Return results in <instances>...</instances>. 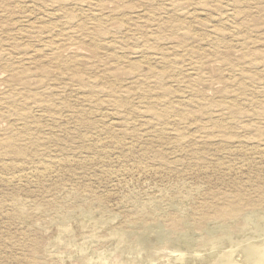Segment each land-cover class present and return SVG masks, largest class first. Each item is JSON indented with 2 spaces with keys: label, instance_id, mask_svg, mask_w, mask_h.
Returning a JSON list of instances; mask_svg holds the SVG:
<instances>
[{
  "label": "rangeland",
  "instance_id": "374dc122",
  "mask_svg": "<svg viewBox=\"0 0 264 264\" xmlns=\"http://www.w3.org/2000/svg\"><path fill=\"white\" fill-rule=\"evenodd\" d=\"M261 102L264 0H0V264H176L251 239Z\"/></svg>",
  "mask_w": 264,
  "mask_h": 264
},
{
  "label": "bare ground",
  "instance_id": "6f19581e",
  "mask_svg": "<svg viewBox=\"0 0 264 264\" xmlns=\"http://www.w3.org/2000/svg\"><path fill=\"white\" fill-rule=\"evenodd\" d=\"M3 3V2H2ZM1 3V4H2ZM177 11V10H176ZM201 11V10H200ZM7 14V13H6ZM8 15V14H7ZM19 19V18H18ZM102 20V19H101ZM27 22V21H26ZM43 22V21H42ZM13 30V29H12ZM68 30V29H67ZM72 31V30H71ZM4 32V31H3ZM180 32V31H179ZM78 33V32H77ZM16 35V34H15ZM68 35V34H67ZM72 35V34H71ZM178 35H180V34H178ZM77 38V37H76ZM69 40V39H68ZM107 46V45H106ZM26 47V46H25ZM15 50V49H14ZM48 50V49H47ZM1 52H3V51H1ZM32 53V52H31ZM17 59H19V58H17ZM29 60V59H28ZM21 61V60H20ZM122 64V63H121ZM6 65V64H5ZM161 67V66H160ZM189 71V70H188ZM181 72V71H180ZM231 72V71H230ZM236 73V72H235ZM161 74V73H160ZM149 76V75H148ZM160 79V78H159ZM205 79V78H204ZM135 84V83H134ZM43 88V87H42ZM135 89V88H134ZM140 91V90H139ZM138 94V93H137ZM163 95V94H162ZM117 102H119L118 100H117ZM163 102V101H162ZM240 102V101H239ZM221 103V102H220ZM16 104V103H15ZM154 104H155V102H154ZM153 104V105H154ZM189 104H190V102H189ZM232 104V103H231ZM230 104V105H231ZM261 104L262 105H264L262 102H261ZM147 105V104H146ZM148 105H151V104H148ZM158 104H156V106H157ZM163 105H165V104H163ZM152 106V105H151ZM150 106V107H151ZM159 106V105H158ZM161 106V105H160ZM83 107V106H82ZM118 108H120V107H118ZM146 108V107H145ZM174 108V107H173ZM148 111H150V109H149V107L148 108H146ZM156 110V107L155 108H153V109H151L152 110V112H153V110ZM264 109V108H263ZM159 110V109H158ZM157 110V111H158ZM164 110V109H163ZM163 110H161L162 111V113H161V116H162V114L164 115L163 117H165L166 116V114L163 112ZM165 111V110H164ZM166 111H167V109H166ZM165 111V112H166ZM222 111V110H221ZM225 111V110H224ZM107 112V111H106ZM156 112V111H155ZM155 112H153L154 114H155ZM159 112H160V110H159ZM104 113V112H103ZM157 113V112H156ZM167 113V112H166ZM184 113V112H183ZM49 115V114H48ZM153 115V114H152ZM157 115H158V113H157ZM154 116V115H153ZM159 116H160V114H159ZM69 117V116H68ZM127 117V116H126ZM157 117V116H156ZM163 117H162V119H163ZM160 118V117H159ZM158 118V119H159ZM195 119V118H194ZM193 119V120H194ZM206 119V118H205ZM219 121V120H218ZM45 122V121H44ZM100 124V123H99ZM180 125V124H179ZM178 126V125H177ZM222 129V128H221ZM203 130V129H202ZM21 132V131H20ZM41 133V132H40ZM142 133V132H141ZM9 138V137H8ZM5 141L7 140L8 141V139H4ZM10 140V139H9ZM5 141H3V142H5ZM2 142V143H3ZM10 142H11V140H10ZM9 142V143H10ZM11 144H12V142H11ZM10 144V145H11ZM176 144V143H175ZM5 145H8V143H6ZM160 145V144H159ZM9 148V147H8ZM12 148V147H11ZM263 148V147H262ZM15 149V148H14ZM160 151V150H159ZM206 154V153H205ZM69 161V160H68ZM45 165V164H44ZM141 170V169H140ZM34 171V170H33ZM39 171H41V170H39ZM59 171V170H58ZM35 172V171H34ZM12 175V174H11ZM32 175V174H31ZM20 176H22V175H20ZM138 176V175H137ZM27 179V178H26ZM113 180V179H112ZM117 182V181H116ZM159 182V181H158ZM139 184V183H138ZM175 184V183H174ZM188 184V183H187ZM179 185V184H178ZM199 185V184H198ZM173 186V185H172ZM181 186V185H180ZM250 186V185H249ZM66 188V187H65ZM195 188V187H194ZM169 189V188H168ZM160 190V189H159ZM165 190V189H164ZM177 190V189H176ZM182 190H183V188H182ZM201 190H202V188H201ZM71 191V190H70ZM69 191V192H70ZM165 192V191H164ZM176 192V191H175ZM166 193V192H165ZM158 194V193H157ZM87 195V194H86ZM131 195V194H130ZM76 196V195H75ZM127 196V195H126ZM155 196V195H154ZM198 196V195H197ZM20 197V196H19ZM89 198V197H88ZM87 198V199H88ZM91 198V197H90ZM159 198V197H158ZM217 198V197H216ZM92 199V198H91ZM122 199V198H121ZM155 199V198H154ZM183 199V198H182ZM89 200V199H88ZM123 200V199H122ZM162 200V199H161ZM172 200V199H171ZM149 201V200H148ZM173 201V200H172ZM16 202V201H15ZM147 202V201H146ZM171 202V201H170ZM30 203V202H29ZM66 203H68V202H66ZM10 204V203H9ZM100 204H101V202H100ZM146 204V203H145ZM193 204V203H192ZM10 205H12V204H10ZM27 205V204H26ZM169 205V204H168ZM201 205V204H200ZM38 206H40V205H38ZM165 206V205H164ZM170 206V205H169ZM168 206V207H169ZM144 207V206H143ZM22 208V207H21ZM35 208V207H34ZM87 208V207H86ZM159 208V207H158ZM170 208V207H169ZM178 208V207H177ZM155 209V208H154ZM227 209L228 210H230V211H234V210H236V208H235V205L234 204H230V205H228V207H227ZM167 210H168V208H167ZM179 210V209H178ZM67 211V210H66ZM69 211V210H68ZM184 211V210H183ZM221 211V210H220ZM34 212V211H33ZM248 212H250V211H248ZM39 213V212H38ZM52 213V212H51ZM133 213V212H132ZM165 213V212H164ZM36 214V213H35ZM139 214V213H138ZM177 214V213H176ZM181 214V213H180ZM221 215V214H220ZM259 215V214H258ZM134 216V215H133ZM250 216V215H249ZM249 216L245 219V221H246V223H248V219H250L249 218ZM261 216V215H260ZM152 217V216H151ZM220 217V216H219ZM24 219V218H23ZM133 219V218H132ZM184 219V218H183ZM259 219V218H258ZM143 220V219H142ZM228 220V219H227ZM248 220V221H247ZM215 221V220H214ZM93 222V221H92ZM141 222V221H140ZM250 222V221H249ZM54 223V222H53ZM152 223H154V222H152ZM206 223V222H205ZM216 223V222H215ZM244 223V222H243ZM246 223H244V224H246ZM60 224V223H59ZM126 224V223H125ZM253 224V223H252ZM61 225V224H60ZM247 225V224H246ZM216 226H218V225H216ZM244 226V225H243ZM248 226V225H247ZM246 226V227H247ZM256 230H255V233L256 234H254V236H252V238L250 239V237H249V239H245L246 241H243V242H235V243H233V242H231L230 243V247L228 248V249H225V250H218V249H215L216 247L214 246V245H212V250L210 251V253L211 254H208V255H206V257H205V255L204 254H206V253H201V254H203L204 255V258H202V257H200V256H202V255H200L199 256V253H194V258L192 257L193 256V254H191L192 256H190V257H192L191 259H189V260H186V261H183V260H185L184 259V255H186L185 254V252H183V251H181L180 249H172V251L173 252H177L178 253V256L176 257V259L177 260H179V261H182V263L180 262V263H176V264H264V215H262L261 217H260V219L258 220V222H256ZM63 227V226H62ZM220 226H218V228H219ZM225 227V226H224ZM240 227V226H239ZM241 227H242V225H241ZM250 227V226H249ZM248 227V228H249ZM58 228V227H57ZM60 228V227H59ZM227 228V227H226ZM236 227H234V229H235ZM253 228V227H252ZM63 229V228H62ZM61 229V230H62ZM124 229V228H123ZM242 229V228H241ZM244 229H246L245 227H244ZM251 228H249V230H250ZM131 230V229H130ZM231 231H233L232 229H230ZM236 230H237V228H236ZM243 230V229H242ZM248 230V229H247ZM252 230V229H251ZM63 231V230H62ZM228 231V230H227ZM238 231H239V229H238ZM116 232V231H115ZM126 232H127V230H126ZM125 232V233H126ZM240 232V231H239ZM243 232V231H242ZM242 232L240 233V234H242ZM248 232V231H247ZM121 233H124L123 231L121 232ZM221 233V232H220ZM234 233H236V232H234ZM246 233V232H245ZM249 233V232H248ZM119 234V233H118ZM217 234H219V233H217ZM250 234V233H249ZM115 235H117V233H115ZM122 235V234H121ZM105 236V235H104ZM107 236V235H106ZM119 236V235H118ZM214 236H216V234H214ZM222 236H223V234H222ZM222 236H220V237H222ZM239 236V235H238ZM246 236H248L247 235V233H246ZM246 236H244V237H246ZM217 237H219V236H217ZM207 238V237H206ZM205 238V239H206ZM225 238V237H224ZM228 238V237H227ZM231 238V237H230ZM202 239H204V238H202ZM202 239H201V242L200 243H202ZM240 239V238H239ZM210 240H212V238L210 239ZM223 240H225V239H223ZM227 240V239H226ZM204 241V240H203ZM219 241V240H218ZM235 241V240H234ZM237 241V240H236ZM224 242V241H223ZM222 242V243H223ZM171 243V242H170ZM212 243H215V241H212L211 242V244ZM227 243V242H226ZM171 244H173V243H171ZM204 244V243H203ZM207 244V243H206ZM210 244V243H209ZM218 244V243H217ZM221 244V243H220ZM235 245V246H233V245ZM138 245V244H137ZM196 245V244H195ZM202 245V244H201ZM201 245H199V246H201ZM228 245V244H227ZM198 246V247H199ZM204 246V245H203ZM210 246V245H209ZM218 246V245H217ZM135 247H138V249H139V247L140 246H136L135 245ZM134 247V248H135ZM154 247V246H153ZM197 247V246H196ZM202 247V246H201ZM204 247H207V246H204ZM211 247V246H210ZM237 247H239L240 249L238 250L239 252H240V259H238V257H236L235 258V256H234V252L236 251V248ZM5 248V247H4ZM46 248V247H45ZM155 248V247H154ZM162 248V247H161ZM174 248H176V247H174ZM180 248V247H179ZM195 248V247H194ZM208 248V247H207ZM218 248V247H217ZM235 248V249H234ZM137 249V250H138ZM149 249V248H148ZM202 249V248H201ZM238 249V248H237ZM197 250H198V248H197ZM139 251V250H138ZM205 251H207V250H205ZM134 252V251H133ZM143 252V251H142ZM167 252V251H166ZM136 253L137 254H139V252H137L136 251ZM162 253V252H161ZM160 253V254H161ZM236 253V252H235ZM132 254V253H131ZM157 254H159V253H157ZM149 255V254H148ZM175 255V254H174ZM174 255H172V256H174ZM238 255V254H237ZM97 256V255H96ZM144 256V255H143ZM188 256V255H187ZM186 256V257H187ZM195 256H198V258H195ZM127 257V256H126ZM129 257V256H128ZM145 257V256H144ZM148 257H150V256H148ZM162 257V256H161ZM169 257H170V255H169ZM97 258V257H96ZM118 258V257H117ZM124 258V257H123ZM134 258V257H133ZM155 258V257H154ZM159 258V257H158ZM167 258V257H166ZM165 258V259H166ZM126 259V258H125ZM140 259V258H139ZM160 259V258H159ZM173 259V258H172ZM175 259V258H174ZM175 259V260H176ZM123 260V262H124V259H122ZM149 260L151 261V259L149 258ZM162 260V259H161ZM163 260H164V258H163ZM176 260V261H177ZM91 261H92V259H91ZM114 261V260H113ZM121 261V260H120ZM158 261V260H157ZM94 262H95V260H94ZM119 262V261H118ZM131 262V261H130ZM147 262H149V261H147ZM165 262V261H164ZM163 262V263H164ZM91 263V262H90ZM117 263V262H116ZM115 263V264H116ZM121 263H122V261H121ZM137 263H138V261H137ZM144 263V262H143ZM162 263V264H163ZM168 263H169V261H168ZM167 263V264H168ZM172 263V262H171ZM170 263V264H171ZM15 264V263H14ZM114 264V263H113ZM118 264V263H117ZM131 264H132V262H131ZM134 264V263H133ZM155 264V263H154ZM165 264V263H164ZM175 264V263H174Z\"/></svg>",
  "mask_w": 264,
  "mask_h": 264
}]
</instances>
